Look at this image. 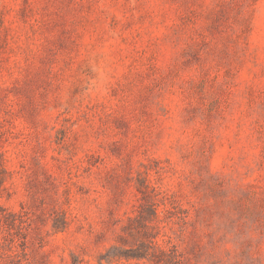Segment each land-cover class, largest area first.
Returning a JSON list of instances; mask_svg holds the SVG:
<instances>
[{
    "label": "rangeland",
    "instance_id": "rangeland-1",
    "mask_svg": "<svg viewBox=\"0 0 264 264\" xmlns=\"http://www.w3.org/2000/svg\"><path fill=\"white\" fill-rule=\"evenodd\" d=\"M0 264H264V0H0Z\"/></svg>",
    "mask_w": 264,
    "mask_h": 264
}]
</instances>
